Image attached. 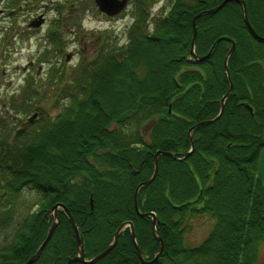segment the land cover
Listing matches in <instances>:
<instances>
[{
  "label": "trees",
  "instance_id": "obj_1",
  "mask_svg": "<svg viewBox=\"0 0 264 264\" xmlns=\"http://www.w3.org/2000/svg\"><path fill=\"white\" fill-rule=\"evenodd\" d=\"M223 1L173 0L150 28L149 0H139L142 11L134 10L137 20L127 42L98 49L93 59L78 64L64 113L40 122L34 135L20 129L18 143L0 145V189L11 196L24 189L40 195L37 211L22 221L14 242L0 249V264H25L35 254L57 204L72 214L86 259L102 253L119 227L131 222L143 258L152 261L160 244L152 220L134 209L135 189L151 178L157 152L183 158L190 151L188 131L219 114L229 89L224 60L231 42L234 91L222 116L192 132L194 152L187 159L159 158L158 175L140 190L138 206L159 221L164 247L155 264L256 263L264 241V185L258 172L264 148V42L248 31L242 7L230 3L197 21L195 53L204 57L217 40L229 41L220 42L205 63L190 61L194 18ZM244 1L250 23L264 37L259 32L264 0ZM30 109L28 104L25 110ZM7 216L0 218V228L12 224L13 212ZM195 217L215 225L201 244L187 247L184 235ZM58 218L54 237L35 264H69L77 255L70 223L62 211ZM97 264H141L129 229Z\"/></svg>",
  "mask_w": 264,
  "mask_h": 264
},
{
  "label": "rangeland",
  "instance_id": "obj_2",
  "mask_svg": "<svg viewBox=\"0 0 264 264\" xmlns=\"http://www.w3.org/2000/svg\"><path fill=\"white\" fill-rule=\"evenodd\" d=\"M138 1L128 0L124 10L108 17L99 11L95 0H0V145L18 143V130L34 135L40 122L53 121L64 113L75 91L78 63L89 62L98 55V49L103 48L104 52L114 44L125 43L126 31L137 20L134 10L138 7L142 11ZM172 2L149 0L145 9L151 14V27L158 17L169 12ZM246 10L248 14V7ZM40 18L43 23L34 27ZM248 20L250 23L249 15ZM193 23L194 20L192 41L195 37L196 43L198 22L195 26ZM259 32L264 36V30ZM28 104L33 109L25 110ZM258 172L264 185V148L259 155ZM39 200V194L27 189L18 196L0 189V218L5 216L8 220L7 213L12 216L13 212L12 224L0 228V249L14 242L17 228L25 217L37 211ZM6 205L10 208L4 210ZM188 224L184 235L187 247L201 244L215 225L208 217L192 218ZM118 241L119 236L113 250ZM255 264H264V241Z\"/></svg>",
  "mask_w": 264,
  "mask_h": 264
},
{
  "label": "water",
  "instance_id": "obj_3",
  "mask_svg": "<svg viewBox=\"0 0 264 264\" xmlns=\"http://www.w3.org/2000/svg\"><path fill=\"white\" fill-rule=\"evenodd\" d=\"M127 1L128 0H122V1H120V0H95V4L99 8L100 12L105 13L109 17H113L115 15H118L122 10L125 9V7H126V5L128 3ZM228 2H233L235 4H239V5L242 6L244 21H245L248 29L252 32V34L256 38H259L257 36V34L253 31V29L251 28V26L249 25L248 18H247L246 5L244 4L243 1H240V0H228V1H225L220 7H217L215 9L210 10V11L201 13L200 15H198L197 17L194 18V23H193L194 26H195V24H196V22H197V20L199 18H201L204 15H210V14L217 13ZM42 23H43V19L40 18V20L38 22L33 23V26L34 27H39ZM219 42L220 41H217L212 46V48L210 49V51H209V53H208V55L206 57H204V58H197L196 55L194 54V47H195V37H194L193 38V41L191 43V55L193 56L194 59H196V62L202 63V62H204L206 59H208L213 54L214 49H215L216 45ZM234 48H235L234 47V44L232 43V48H231L229 54L227 55V57L225 59V72L227 74V78H228L229 81H230V77H229V73H228L227 62H228V59H229L230 55L234 51ZM68 59H69V56H67V60ZM232 93H233V86L230 83V89H229L228 93L224 96V98L222 100L219 115L215 119H213L211 121H206V122H203V123H200V124L196 125L193 129H191L189 131V133H188V139H189V141L191 143V146H192L191 152L193 151V143H192V139H191V132L193 130H195L196 128H198L199 126L209 125V124H212V123L216 122L222 116L223 111H224V103H225L226 99ZM189 154L190 153L184 155V158L188 157ZM161 156H167V157H170L172 159H175L174 155H172L170 153L157 152L156 155L154 156V167H155V169H154V173H153L151 179L149 181H147V182L142 183L141 185H139L138 188L136 189L135 196H134V208H135V211L138 213V215L140 217H142V218H151L153 220V234H154L156 240L160 244L158 253L155 256L154 260H152L150 262L144 261V259L142 257V254H141V252H140V250H139V248H138V246L136 244V241H135L134 227H133L132 223H126V224L122 225V227L116 233L113 243L103 253H101L100 255H98L97 257H95L91 261H85L84 260V246H83V242H82V240L80 238L78 229H77V227H76V225L74 223V220H73L71 214L69 213L68 209L65 206H63V205H56L52 209V212H53L55 218H57V211H58V209H62L65 212V215H66L67 219L69 220V223L71 224L72 228L74 229L75 235H76V239H77V246H78V249H79V255L80 256L77 257V258H75V259H73V260H71L70 263L96 264L97 262H99L100 260H102L104 257H106L113 250L114 246L117 243V239H118V235H119L120 231H122L123 228H125L127 226L130 227V230H131V238H132V241L134 243L137 256L141 260L142 264H155L158 261V259L160 258L161 254H162V251H163V242H162L161 238L156 235V226L159 224V222L156 219L155 215L152 214V213H149V214H140L139 213V208H138V192L140 191V189L142 187L151 184L155 180V178L157 176V173H158V159ZM56 227H57V223H53L52 226H51V228H50V230H49V232H48V234H47V236H46V239L44 240V242L42 243V245L40 246V248L38 249V251L36 252V254L34 256H32L26 264H34L39 259V257L41 256V254L45 250L46 246L51 241V239L53 237V233H54Z\"/></svg>",
  "mask_w": 264,
  "mask_h": 264
},
{
  "label": "bare ground",
  "instance_id": "obj_4",
  "mask_svg": "<svg viewBox=\"0 0 264 264\" xmlns=\"http://www.w3.org/2000/svg\"><path fill=\"white\" fill-rule=\"evenodd\" d=\"M225 1H228V0H224L222 3H220L217 7H220ZM240 1H243L244 2V4L246 5V2L244 1V0H240ZM230 3H233V2H228L227 4H225L221 9H220V11H223V10H225L226 8H227V5L228 4H230ZM216 7V8H217ZM244 19V18H243ZM155 22V21H154ZM248 23H249V20H248ZM244 24L246 25V23H245V21H244ZM249 25L251 26V28H253L254 29V27L252 26V24L251 23H249ZM246 27H247V25H246ZM69 60V59H68ZM80 63V62H79ZM78 63V64H79ZM78 66V65H77ZM138 197H139V192H138ZM26 218V217H25ZM24 218V219H25ZM134 235H135V228H134ZM135 239H136V235H135ZM80 255H79V249H78V251H77V255L74 257V258H72V259H70V261L71 260H73V259H75V258H77V257H79ZM85 261L87 260V259H84ZM73 264V263H72Z\"/></svg>",
  "mask_w": 264,
  "mask_h": 264
}]
</instances>
